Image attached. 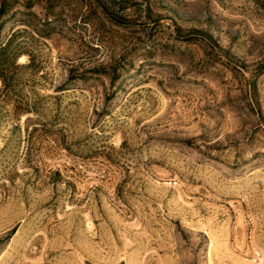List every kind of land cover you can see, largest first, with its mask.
I'll use <instances>...</instances> for the list:
<instances>
[{"label":"rangeland","instance_id":"374dc122","mask_svg":"<svg viewBox=\"0 0 264 264\" xmlns=\"http://www.w3.org/2000/svg\"><path fill=\"white\" fill-rule=\"evenodd\" d=\"M5 1L0 264H264V0Z\"/></svg>","mask_w":264,"mask_h":264},{"label":"trees","instance_id":"16d2710c","mask_svg":"<svg viewBox=\"0 0 264 264\" xmlns=\"http://www.w3.org/2000/svg\"><path fill=\"white\" fill-rule=\"evenodd\" d=\"M9 4L5 1V0H0V18H2L3 16H5L9 10ZM25 7H30V4H25ZM2 22H0L1 25ZM8 41L4 44V45H0V83L1 86L5 85V77L4 74H2L3 72V65H4V60L3 59V53L8 49ZM16 56L15 54H13L10 57V64H14L16 61Z\"/></svg>","mask_w":264,"mask_h":264}]
</instances>
